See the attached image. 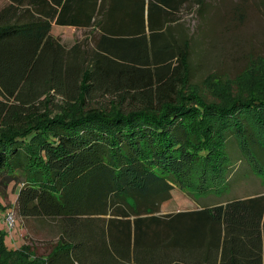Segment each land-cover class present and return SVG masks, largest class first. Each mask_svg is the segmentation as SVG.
I'll return each instance as SVG.
<instances>
[{"label":"trees","instance_id":"trees-1","mask_svg":"<svg viewBox=\"0 0 264 264\" xmlns=\"http://www.w3.org/2000/svg\"><path fill=\"white\" fill-rule=\"evenodd\" d=\"M9 1L0 175L21 186L19 217L61 229L44 258L9 253L22 264H264V194L218 196L236 167L229 141L238 162L262 163L264 91L220 97L235 79L217 76L193 84V39L178 27L188 14L210 21L208 2ZM54 20L84 38L68 46ZM174 189L203 209L158 216Z\"/></svg>","mask_w":264,"mask_h":264},{"label":"rangeland","instance_id":"rangeland-1","mask_svg":"<svg viewBox=\"0 0 264 264\" xmlns=\"http://www.w3.org/2000/svg\"><path fill=\"white\" fill-rule=\"evenodd\" d=\"M206 1L211 9V17L207 18L210 21L198 18L196 14H188L183 17L178 27L182 35L193 39V84L199 86L208 77L217 76L235 79L227 90L226 87H215L220 97H229L233 93L264 91V0ZM64 30L62 26H53L55 35L62 34ZM64 43L69 46L75 41L64 40ZM252 63L253 66H250ZM238 75H241L239 79ZM216 83L224 85L226 82ZM229 84L227 81V85ZM229 142L227 150L230 166L236 167L228 185L230 187L218 196L245 198L264 192V157L259 156L262 161L260 165L256 162L252 166L248 158H240L238 162L233 151L235 143ZM20 188V184L10 182L8 177L0 175V202L3 207H8L5 213L13 211L16 215V227L10 229L2 216L4 212L0 213V231L5 234V243L8 246L4 250L0 245V264H22L20 256L11 255L9 251L21 252L24 246L30 256L44 258L52 251L61 235L56 221L23 219L18 216L15 205ZM169 202L172 207L181 210L196 205L191 197L178 189L172 190ZM1 237L0 234V241Z\"/></svg>","mask_w":264,"mask_h":264},{"label":"crops","instance_id":"crops-1","mask_svg":"<svg viewBox=\"0 0 264 264\" xmlns=\"http://www.w3.org/2000/svg\"><path fill=\"white\" fill-rule=\"evenodd\" d=\"M8 5H10V1L9 0H0V10H2L5 7H7ZM53 6L55 7V5H53ZM58 10H60V9H58ZM52 25L53 26L57 25L56 20L52 21ZM64 29L65 30L62 32V34L55 35L53 33V27H52L53 35L55 37L60 38L62 40V42H64V40H74L76 42L77 40H82L84 38L83 37V33L84 32L81 29H77V28H73V27H64ZM72 45H69V46H72ZM259 194H264V192L258 193L256 195H259ZM253 196H255V195H253ZM253 196H251V197H253ZM169 201L170 200H168V201H166L165 203L162 204L161 210L157 214L158 216L164 217V216H168V215H172V214H178V213H181V212L201 210V209H203V206H204V205L199 204L200 202H198V201L195 202L194 201L195 204H196L195 207L190 208V209H186V210H181L179 208L176 209L174 206L172 207ZM204 204H205V206H209V207L216 205L215 202H207V203H204Z\"/></svg>","mask_w":264,"mask_h":264},{"label":"built area","instance_id":"built-area-1","mask_svg":"<svg viewBox=\"0 0 264 264\" xmlns=\"http://www.w3.org/2000/svg\"><path fill=\"white\" fill-rule=\"evenodd\" d=\"M6 224L10 227V229H14L16 227V215L13 211H9L5 217Z\"/></svg>","mask_w":264,"mask_h":264}]
</instances>
